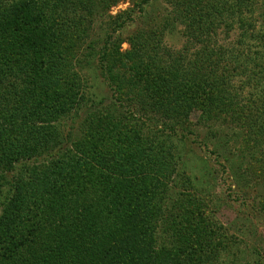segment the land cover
<instances>
[{
    "label": "trees",
    "instance_id": "1",
    "mask_svg": "<svg viewBox=\"0 0 264 264\" xmlns=\"http://www.w3.org/2000/svg\"><path fill=\"white\" fill-rule=\"evenodd\" d=\"M163 1L120 52L151 0L114 16L125 0H0V264H232L236 243L217 234L207 259L212 232L168 211L178 203L168 183L182 177L172 138L196 115L225 179L237 159L264 168V0ZM235 27L240 45L218 44ZM173 35L181 49L164 52ZM88 75L105 82L108 104L87 97Z\"/></svg>",
    "mask_w": 264,
    "mask_h": 264
},
{
    "label": "rangeland",
    "instance_id": "2",
    "mask_svg": "<svg viewBox=\"0 0 264 264\" xmlns=\"http://www.w3.org/2000/svg\"><path fill=\"white\" fill-rule=\"evenodd\" d=\"M142 2L143 0H125L124 3L121 2L116 7L111 8L109 15L114 16L128 9H131L135 15H139V4ZM166 6L163 0H151L148 6L144 5L145 11L136 19L135 24L123 32L121 39L124 40V43L120 47V52L129 50L127 39L133 37L136 31L143 32V29L147 32L149 28L152 29L154 18L161 17ZM106 17L104 15L96 16L91 22L90 32L95 37L100 38L108 34L103 25L104 20H107ZM217 38L218 44H230L236 48L242 39L240 31L236 27L228 36L221 29L218 31ZM160 42L164 46V52L167 50L177 51L181 49L184 39L178 35L163 36ZM246 43L247 45L250 44L248 40ZM85 82L88 86L85 94L87 93V97L93 98L91 102L99 103L100 106L109 103L111 94L105 82L94 81L93 75L85 76ZM233 86L236 87V82H233ZM88 106H91V103H88ZM71 114L73 116L75 112ZM77 114L71 121H68L67 127L65 126L66 129L61 130L63 138L64 136L68 138L75 133L76 124L82 116L80 112ZM195 116H191V125L186 122L181 123L182 127L176 129L177 135H173L172 138L174 147L177 149L174 156L178 157L174 159V163L176 170L182 172L180 175L182 177L174 178L176 180L173 181L172 179L168 183V187L173 190V201L178 200V203L172 205V209L169 207L168 211L175 210L183 215L198 216L200 228L208 235L212 232L213 236L209 242L212 246L209 245L208 252L205 253L207 259L213 258L214 245L217 246L216 235L225 234L228 241L236 243L237 246L235 253H232V256L229 255L224 260L225 262L264 264V168L256 164L248 167L247 159H237L233 162V166L236 167V178L225 179L226 174L224 172L226 169L218 161H215L214 154L211 152L214 150V146L211 145L214 143V137L207 135L210 132L208 127L202 124L196 125L197 118ZM72 126H74V130L70 128ZM211 132H215L214 129ZM182 135L185 137L181 138ZM163 136L166 137L164 134ZM221 139L228 143L226 152L236 154L239 146L234 148V141L232 142L227 138ZM205 140L209 145L208 149L202 146ZM184 178H189L188 184H182ZM240 179L246 183L241 180L237 184V180ZM188 199H191V204ZM167 204L169 206L171 203ZM190 235L192 236L190 231L186 235H178L174 244L180 245L179 243L189 242Z\"/></svg>",
    "mask_w": 264,
    "mask_h": 264
}]
</instances>
